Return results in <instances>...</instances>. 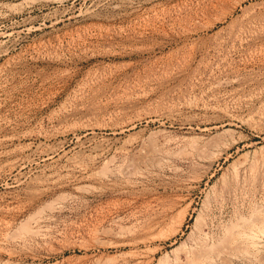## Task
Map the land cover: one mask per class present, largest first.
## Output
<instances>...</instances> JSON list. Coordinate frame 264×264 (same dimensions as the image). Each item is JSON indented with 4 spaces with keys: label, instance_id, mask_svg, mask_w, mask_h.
<instances>
[{
    "label": "rangeland",
    "instance_id": "374dc122",
    "mask_svg": "<svg viewBox=\"0 0 264 264\" xmlns=\"http://www.w3.org/2000/svg\"><path fill=\"white\" fill-rule=\"evenodd\" d=\"M0 264H264V0H0Z\"/></svg>",
    "mask_w": 264,
    "mask_h": 264
},
{
    "label": "bare ground",
    "instance_id": "6f19581e",
    "mask_svg": "<svg viewBox=\"0 0 264 264\" xmlns=\"http://www.w3.org/2000/svg\"><path fill=\"white\" fill-rule=\"evenodd\" d=\"M160 144H161V143H160ZM153 147H154V146H153ZM153 147H152V148H153ZM152 148H151L149 151L153 150ZM156 149H157V150H156ZM156 149H154V151H155V150H156V151H155V152L153 151V153H157V154H158V151H161V150H158V148H156ZM198 150H200V153H201V152H204L205 149H203V148L200 147V148H198ZM126 173H127V172H126ZM124 174H125V173H124ZM126 175H128V174H126ZM103 176H104V175H103ZM128 176H129V175H128ZM105 177H106V176H105ZM126 177H127V176H126ZM242 227H243V226H242ZM249 231H250V230H249ZM247 236H248V234H247ZM249 236H250V235H249ZM251 236H252V235H251ZM184 256H185V255H184Z\"/></svg>",
    "mask_w": 264,
    "mask_h": 264
}]
</instances>
